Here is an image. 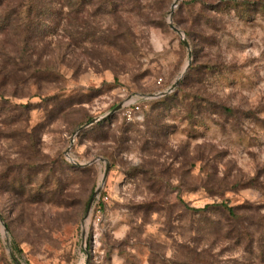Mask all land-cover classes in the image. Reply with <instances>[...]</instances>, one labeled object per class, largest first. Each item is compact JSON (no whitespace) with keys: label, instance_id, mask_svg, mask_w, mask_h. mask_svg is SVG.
<instances>
[{"label":"rangeland","instance_id":"rangeland-1","mask_svg":"<svg viewBox=\"0 0 264 264\" xmlns=\"http://www.w3.org/2000/svg\"><path fill=\"white\" fill-rule=\"evenodd\" d=\"M174 3L0 0V264H264V0Z\"/></svg>","mask_w":264,"mask_h":264},{"label":"trees","instance_id":"trees-1","mask_svg":"<svg viewBox=\"0 0 264 264\" xmlns=\"http://www.w3.org/2000/svg\"><path fill=\"white\" fill-rule=\"evenodd\" d=\"M37 7L36 6H32V5H27L26 8H25V10H24V12H23L24 13L25 20L28 22V25H27V28H26L27 30H29L31 28L29 21L31 19V16L33 14H35V11H36ZM49 12H51V11L49 10ZM17 13H18L17 10H11L10 13L6 12L3 17H0V18H3V22H2L1 27H4V28L5 27H12L11 26V24H12L14 27L18 28L17 26H19V24L17 22H15V19L14 18H13V20L11 19V17L14 16L15 14H17ZM20 25H21V22H20ZM28 38L25 39V43H28ZM16 63H17L16 65L14 64V66H16V70L29 69V70H33V73L34 74H35L36 71H38L37 69L36 70L34 69V66H32L31 63L24 64V65H18V62H16ZM12 66L13 65H11L10 67L12 68ZM11 68H10V72H12L11 71ZM9 76H11L12 78H15V76H14L13 73H11V75H9ZM4 77H6V75ZM0 89H1V84H0ZM2 95H4L3 92H0V96H2ZM7 105H9L12 108H18L19 107V108H22V109H25V110H28L31 107L30 106L31 105L30 103H27V104H23V103H20V104H11V103H9ZM105 121H107V119H105ZM98 124L100 125L101 122H99ZM215 206L216 205L208 204L204 208H201L200 210H205V209H208L209 207H215ZM219 206H221L226 211H229L230 213H233V208L230 207V206H228L227 203L222 202L221 204H219Z\"/></svg>","mask_w":264,"mask_h":264},{"label":"water","instance_id":"water-1","mask_svg":"<svg viewBox=\"0 0 264 264\" xmlns=\"http://www.w3.org/2000/svg\"><path fill=\"white\" fill-rule=\"evenodd\" d=\"M177 1H178V0H175V3H174V5H173V7L176 5ZM171 13H173V9H172V12H171ZM170 26H171L172 29H174V30H176L178 33H180L181 36H184L183 32H182L177 26H175L173 23H170ZM184 41H185L186 45L189 46L188 41H187L186 39H184ZM188 67H189V65L187 66V68H188ZM178 83H179V79L177 80V82H176L175 85H177ZM172 89H173V88L169 89L168 91H162V92H160V93H158V94H155V96H164V95H166L168 92L172 91ZM122 108H123V102L120 103V104H118V105H116V106L113 108V110H112L108 115H110L111 113H114V112H116V111H118V110H120V109H122ZM94 121H95V120H92L90 123H93ZM86 126H87V125L80 127V128L77 130V132L80 131V130H82V129H83L84 127H86ZM72 141H73V139H72ZM96 160H97V159H96ZM96 160H93V161H91L90 163H93V162L96 161ZM108 171H109V164H107V168H106V171H105V174H104V179L107 177ZM98 194H99V188L96 190V192L94 193L93 197L91 198V200H90V202H89V205H88V208H87V212H86V214H85V218H87V217L89 216V214H90V210H91V208H92V205H93L95 199L98 197ZM0 221L4 224V221H3V218H2V215H1V214H0ZM5 233H6V235L8 234V230H7L6 228H5ZM83 234H85V232H84Z\"/></svg>","mask_w":264,"mask_h":264},{"label":"built area","instance_id":"built-area-1","mask_svg":"<svg viewBox=\"0 0 264 264\" xmlns=\"http://www.w3.org/2000/svg\"><path fill=\"white\" fill-rule=\"evenodd\" d=\"M154 96L149 95H141L138 93L130 95L124 102H123V109L126 110L128 115H131L133 112L139 110L141 105L148 101L149 99L153 98Z\"/></svg>","mask_w":264,"mask_h":264}]
</instances>
